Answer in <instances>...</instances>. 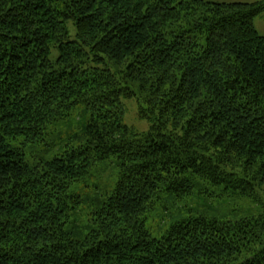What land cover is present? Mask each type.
Wrapping results in <instances>:
<instances>
[{"label":"trees","instance_id":"obj_1","mask_svg":"<svg viewBox=\"0 0 264 264\" xmlns=\"http://www.w3.org/2000/svg\"><path fill=\"white\" fill-rule=\"evenodd\" d=\"M263 11L0 0V264H264V210L235 222L186 211L157 238L145 225L196 188L252 198L264 185ZM123 100L154 120L148 133L123 123ZM76 108L89 115L77 146L30 164L11 144L43 143ZM109 160L112 189L69 194Z\"/></svg>","mask_w":264,"mask_h":264},{"label":"rangeland","instance_id":"obj_2","mask_svg":"<svg viewBox=\"0 0 264 264\" xmlns=\"http://www.w3.org/2000/svg\"><path fill=\"white\" fill-rule=\"evenodd\" d=\"M207 1L219 4H264V0ZM253 26L258 35L264 36V11L254 18ZM70 36L73 39L74 31L72 29L70 30ZM51 59L54 60L55 56H52ZM123 106L125 109L123 123L136 133H148L154 124V120L141 119L134 100H123ZM88 117L89 115L84 114L82 109H73L66 121L59 123L48 131L43 143L23 145L20 139L11 144L22 149L26 161L30 164H35L39 160L50 159L61 147L66 145L77 146V142L72 139L75 135L80 134L81 129L87 123ZM111 162L113 161L109 160L100 165L85 182L70 187L69 194L72 196L78 195L85 199L92 195V190L95 187L112 189L116 180V168ZM201 188H204V191L201 192ZM201 188H196L192 195L180 200L168 199L167 202H158L146 216L145 225L151 235L155 238L159 237L163 230L174 221V216L186 211H190L191 215H201L208 219H215L218 222H235L260 214L264 210V185L257 188L256 196L252 198L232 194L224 191L222 187L206 185ZM82 208L83 212L75 219L78 224H84L87 220L86 215L89 210L85 206Z\"/></svg>","mask_w":264,"mask_h":264}]
</instances>
